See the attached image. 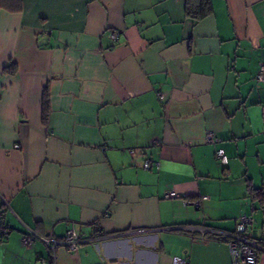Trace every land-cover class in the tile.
<instances>
[{"label": "crops", "instance_id": "crops-1", "mask_svg": "<svg viewBox=\"0 0 264 264\" xmlns=\"http://www.w3.org/2000/svg\"><path fill=\"white\" fill-rule=\"evenodd\" d=\"M209 1L0 0V264H231L199 228L264 234V0ZM70 228L108 237L22 242Z\"/></svg>", "mask_w": 264, "mask_h": 264}, {"label": "built area", "instance_id": "built-area-1", "mask_svg": "<svg viewBox=\"0 0 264 264\" xmlns=\"http://www.w3.org/2000/svg\"><path fill=\"white\" fill-rule=\"evenodd\" d=\"M111 38L113 43L116 42L119 38V32L112 31ZM255 79L259 82H264V65H260ZM158 95L161 97V93L158 92ZM205 141L208 143H216L218 138L214 135L213 132H207ZM15 147H18L16 144ZM215 157L221 164H227L228 157L225 154L222 148H218L215 151ZM153 165V161L149 158H146L143 162L144 169H150ZM165 197H171V193H165ZM0 198L2 200L3 206L8 208V203L6 198L0 194ZM207 196H202L201 199H206ZM251 223V218L246 215L242 214L239 216L236 227L232 231H217L211 230L206 227L199 228L202 234L206 233L207 231H212L216 234V236L222 238L227 243L229 248V252L231 255V264H257L259 253L264 252V234L260 237L252 236L248 233V226ZM9 231L8 225L6 224L3 211L0 210V242L4 240L7 236ZM108 237L107 234L103 233L102 231L95 232V235L91 238H84L80 233H78L73 228L67 229L64 235L61 238H55L54 236H41L36 234L33 230L27 229L22 236V242L24 245H30L34 239H40L45 243V245L50 249L51 256L55 258V251L57 250L58 246H64L70 251H76L77 248L86 241L92 240H101L103 238ZM173 264H188V262L178 256H175L172 259Z\"/></svg>", "mask_w": 264, "mask_h": 264}, {"label": "trees", "instance_id": "trees-1", "mask_svg": "<svg viewBox=\"0 0 264 264\" xmlns=\"http://www.w3.org/2000/svg\"><path fill=\"white\" fill-rule=\"evenodd\" d=\"M12 2H15V5L11 6ZM209 0H187V10L191 6L198 8L199 16L204 15L209 9ZM3 3L9 7L11 10H18V0H3Z\"/></svg>", "mask_w": 264, "mask_h": 264}]
</instances>
